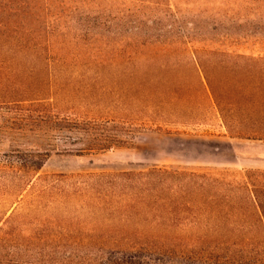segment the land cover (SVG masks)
<instances>
[{
    "label": "trees",
    "instance_id": "16d2710c",
    "mask_svg": "<svg viewBox=\"0 0 264 264\" xmlns=\"http://www.w3.org/2000/svg\"><path fill=\"white\" fill-rule=\"evenodd\" d=\"M242 1L249 11H261L264 4ZM32 5L0 0V50L45 49L47 60L62 65L47 82L48 98L20 99L41 86L0 81V264H216L240 254L260 233L264 237V182L257 180L264 169L234 173L156 164L41 177L52 151L81 155L128 146L140 132H164L202 119L207 103L218 112L221 107L201 65L214 60L209 52L181 56L197 71L194 95L160 70L140 66L156 52L166 55L177 41L122 40L108 50L71 51L61 44L62 52L53 56L52 32L39 30L41 23L49 24L23 18L31 12L38 17V6ZM10 59L0 53L1 63ZM192 96L201 99L195 108L188 105ZM181 101L187 109L180 112ZM256 133L247 138L264 139Z\"/></svg>",
    "mask_w": 264,
    "mask_h": 264
},
{
    "label": "rangeland",
    "instance_id": "374dc122",
    "mask_svg": "<svg viewBox=\"0 0 264 264\" xmlns=\"http://www.w3.org/2000/svg\"><path fill=\"white\" fill-rule=\"evenodd\" d=\"M16 1L38 6V17L31 12L29 15L25 13L23 18L31 24L35 23V19L49 24L45 26L41 23L42 27L39 28V24L37 28L41 34L45 33V29L52 32L48 35L54 41L53 56L62 52L59 50L61 44L66 46L64 51H71L75 48L108 50L122 40L123 44L133 45H147L157 39L167 43L177 41L168 46L166 55L156 52L155 59L150 62L142 60L140 66L160 70L167 80L181 83L194 95L197 71L191 61L181 56L183 53L209 52L214 60H202V53L201 65L220 96L221 112L207 103L200 111L202 119L196 117L164 132H140L128 146L81 155L62 149L52 151L40 170L41 177L121 171L156 164L211 166L226 168L234 173H243L251 168L228 166L234 156L232 141L220 135L233 136L238 141L256 137L255 133L260 131L263 132L256 133L257 136L264 135V4L261 11L256 7L254 11H249L251 7L242 0ZM44 3L48 10H44ZM259 25L263 26L262 29ZM56 40L59 43L56 44ZM143 50L146 51L144 47ZM0 53L12 56L5 63L0 62V81L18 80L41 86L40 91L20 94L18 98L50 96L47 82L54 80L55 68L62 65L53 58H45L50 52L30 48L17 52L0 50ZM9 64L13 66L10 67L12 71H6ZM200 102L198 96H192L188 105L195 108ZM184 103L181 101L178 104L180 112L187 109ZM257 180L258 183L264 182V178ZM35 187L34 184L30 190ZM256 239L255 243L240 247L243 250L240 254L219 258L220 262L216 264H264L263 234L260 233Z\"/></svg>",
    "mask_w": 264,
    "mask_h": 264
},
{
    "label": "crops",
    "instance_id": "0c3cea01",
    "mask_svg": "<svg viewBox=\"0 0 264 264\" xmlns=\"http://www.w3.org/2000/svg\"><path fill=\"white\" fill-rule=\"evenodd\" d=\"M220 136L227 137L232 141L234 156L233 160L228 164L229 167L244 165L245 167L264 169V140L248 139L238 141L236 138L227 135Z\"/></svg>",
    "mask_w": 264,
    "mask_h": 264
}]
</instances>
